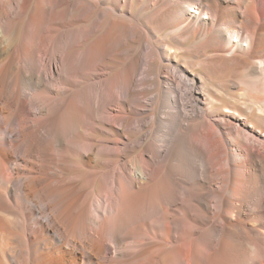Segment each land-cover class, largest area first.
<instances>
[{
	"label": "bare ground",
	"instance_id": "bare-ground-1",
	"mask_svg": "<svg viewBox=\"0 0 264 264\" xmlns=\"http://www.w3.org/2000/svg\"><path fill=\"white\" fill-rule=\"evenodd\" d=\"M0 264H264V0H0Z\"/></svg>",
	"mask_w": 264,
	"mask_h": 264
},
{
	"label": "rangeland",
	"instance_id": "rangeland-1",
	"mask_svg": "<svg viewBox=\"0 0 264 264\" xmlns=\"http://www.w3.org/2000/svg\"><path fill=\"white\" fill-rule=\"evenodd\" d=\"M174 74H175V77H176V78H177V77L179 78V76H178L175 72H174ZM209 88H211L210 85H209ZM183 92H184V91L182 90V93H183ZM147 101H148V100H144L145 103H149V102H147Z\"/></svg>",
	"mask_w": 264,
	"mask_h": 264
}]
</instances>
